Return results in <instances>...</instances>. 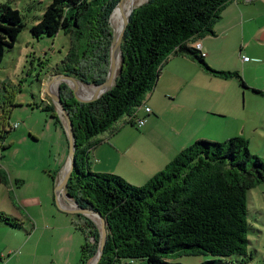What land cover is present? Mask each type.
<instances>
[{
	"label": "trees",
	"instance_id": "trees-1",
	"mask_svg": "<svg viewBox=\"0 0 264 264\" xmlns=\"http://www.w3.org/2000/svg\"><path fill=\"white\" fill-rule=\"evenodd\" d=\"M120 1L54 0L31 31L38 39L54 38L61 31L85 39L82 57L64 74L86 86H100L107 79L114 40L110 18ZM234 1L149 0L130 16L121 68L111 91L82 103L73 97V93L78 97L76 92L70 94L65 84L60 86L77 146L68 194L81 208L99 212L106 220L107 242L99 264H180L169 257L181 254L214 257L203 264H233L231 256L248 257V192L264 182V159L251 154L243 137L225 143L197 141L141 187L121 174L95 173L90 168V153L102 143L100 136L119 134L127 126L143 129L146 120L138 113L142 108L152 113L147 96L172 55L192 59L211 77L238 79L248 88L240 72L214 70L195 48L200 40L216 36L215 25ZM24 28L18 10L0 6V70L6 51ZM47 110L61 125L58 114ZM0 183H8L1 169ZM77 220L85 237L80 264H89L97 254L101 232L90 218ZM2 222L18 227L6 217Z\"/></svg>",
	"mask_w": 264,
	"mask_h": 264
},
{
	"label": "rangeland",
	"instance_id": "rangeland-1",
	"mask_svg": "<svg viewBox=\"0 0 264 264\" xmlns=\"http://www.w3.org/2000/svg\"><path fill=\"white\" fill-rule=\"evenodd\" d=\"M53 1L0 0V6L9 5L18 10L25 24L17 43L6 51L0 70V169L8 176L7 184L0 183V264H32L33 261L35 264H80L81 250L79 252L73 246L69 235L75 231L73 235L81 239L80 243H85V237L82 239L79 232L76 233L79 229L71 227L74 217L67 214L58 201L61 173L70 152L67 120L61 112V117L58 115L60 125L53 112L47 109L58 114L48 94V85L54 79L50 77L63 75L73 67L78 57H82L86 40L65 31L54 38L33 36L31 29L42 20ZM136 1L135 8L147 0ZM254 13L257 18L246 24L245 40L242 33L238 36L221 34L217 38L208 36L212 40L209 63L214 66L207 63L217 71L240 72L248 88H243L238 79L214 78L206 73L214 82L221 83L209 84L200 78L192 81L194 92H184L178 102L190 98L197 105L193 114H197L209 98L207 111L214 113L213 109L219 105V111L223 113L212 114V125L207 132L204 129L205 132L199 133L197 128L190 127V131L185 130L180 135L179 127H174L173 110L150 125L145 137L137 135L142 133L138 127L123 128L119 133L132 130L126 141L127 145L134 144L130 154L123 156L121 152L115 153L116 148H110L102 156L119 162L117 171L126 175L129 183L144 186L181 151L201 140L225 143L229 139L243 137L249 143L251 154L264 159V6L256 3ZM113 21L116 27L115 15ZM245 57L251 61L245 63ZM44 81H47L45 86ZM55 81L58 87L54 84L52 90L58 94L60 86L65 83L59 79ZM81 85L89 93H94L93 86L80 83L82 90ZM71 87L74 88L73 85ZM223 91L227 93L226 99ZM79 92L84 98L91 95ZM184 114L190 116L191 112ZM217 129H227L229 134H235L220 140L216 135ZM110 134L106 132L100 139L110 138ZM197 136L204 138L197 140ZM97 151L101 152L100 149ZM94 155L90 154V168L97 173L100 158ZM130 157L140 164L139 173L130 168ZM146 176L150 178L146 180ZM67 202L62 204L69 208L70 203ZM247 207L248 257L234 255L228 260L233 264H264V182L248 192ZM2 217L10 219L18 227L5 224ZM62 217H68L69 232L58 229L54 223L55 218L59 220ZM213 259L210 255L169 257L170 262L180 264H203Z\"/></svg>",
	"mask_w": 264,
	"mask_h": 264
},
{
	"label": "crops",
	"instance_id": "crops-1",
	"mask_svg": "<svg viewBox=\"0 0 264 264\" xmlns=\"http://www.w3.org/2000/svg\"><path fill=\"white\" fill-rule=\"evenodd\" d=\"M256 3L264 6V0H236L233 3H231L224 10L222 14V19L215 25L214 30L216 32V36H212V37L217 38L218 35H221V34L223 35L235 34V36L236 35L238 36L240 35V33H242L243 40H245L246 24L254 22L255 18H257L256 14L259 13L258 9L256 10V14L254 13ZM200 43L202 44V51L206 54L205 60L206 62L209 63V61L212 58V50H211L212 40L211 38L207 37ZM193 47H195V45H193ZM245 63H248V62H245ZM210 65L214 66V64L213 65L210 64ZM222 69L231 70V69H225L224 67H222ZM204 73L206 72H204L198 66V64L194 62L192 59L188 57L172 55L167 60V62L164 64L162 68V73L160 75V79L158 81V84L155 90L151 92L150 94H148L147 96L146 104H147V107H150V104L153 105L152 108L150 107L152 110V113L148 114L143 108L138 113L140 118L146 120V124L142 129V133H137V135L145 137L147 135V130L149 129V126L161 120V118L164 115L171 112L172 110L174 111L172 113V119L176 121V126L174 127H177V126L179 127L180 135L185 130L187 132L190 131L191 129L190 127L197 128V131L199 133H202L203 131L205 132L204 129H206V132H207V130L212 125L211 118H210L211 116H213L212 114H215V115L223 114L221 111H219V108H218L219 105L213 109L212 112L214 113L207 111L210 108V105H209L210 99L208 98L207 99L208 101L202 104V108L206 109V111L202 109L199 111V113L193 114V109L197 108V105H195V103L192 102L193 100L189 98L188 100L178 102V100H180L184 92L186 91L194 92L193 85H192L193 80L196 81L198 78H200L202 80H206L205 82L209 84H220L221 83V82H214L213 79L209 78ZM46 82L47 81H44L43 83L44 86ZM223 92L225 95L224 99H226L227 93L226 91H223ZM175 110L178 112H176ZM187 111L191 112L190 116L184 114ZM155 113L158 114V116H155L154 115ZM131 133H132V130H130L129 132L124 130L123 132L119 134L110 135L109 136L110 138L101 139L102 143L100 145H103L102 148H99L97 146L90 153V154L95 153L94 156H97L98 158H100V161L97 162L98 163L97 168L99 170L97 173L107 172V173L121 174L124 177L126 176L123 173H120L117 171L119 162H115L112 158L105 159L103 158L102 155H105V153H107V149L110 150V148H116L114 149L115 153L121 152L123 156L124 154L125 155L130 154V148L134 144H131V146L127 145L126 141H127V138L131 135ZM234 134L235 133L229 134L227 129H223V130L217 129L216 130V135L220 136L221 138L220 140L226 139L229 136H234ZM195 138L198 140L204 137L197 136ZM215 140L219 141L218 139H215ZM186 144L188 143L186 142ZM98 149H100L101 152H98L97 151ZM128 164L133 172H136V173L140 172L139 170L140 164L139 163L137 164V162L132 161L131 157L129 158ZM65 166L66 164L64 165L63 170ZM144 178L148 180V178L150 177L146 176ZM57 194H58V189H57ZM63 208L66 209L67 204L65 205V207L63 206ZM67 209H70V208H67ZM71 217H74V216H71ZM74 219L75 220L71 222L73 224V226L71 227H76L77 225V222H78V220L76 221L77 217H74ZM54 223L55 224L57 223L58 229L69 232L70 227H69L68 217L67 218L62 217L59 220L55 218ZM45 228L48 229L49 227H45ZM76 229L78 228L76 227ZM74 233L75 231H73L72 236L71 234L69 235V240L73 244V246L76 247L78 251L80 252L81 250L80 248L83 245V243H80L81 239L74 236L73 235ZM76 233H78V235L83 239L84 237L83 233H81L78 230H76ZM33 254H34V260H35L36 252H34ZM32 264H35V261H33Z\"/></svg>",
	"mask_w": 264,
	"mask_h": 264
},
{
	"label": "water",
	"instance_id": "water-1",
	"mask_svg": "<svg viewBox=\"0 0 264 264\" xmlns=\"http://www.w3.org/2000/svg\"><path fill=\"white\" fill-rule=\"evenodd\" d=\"M148 1L149 0H147L145 3H147ZM118 5H119V3H118ZM118 5H117V7H118ZM142 5L143 4L139 5L138 7H140ZM138 7H136L135 9H137ZM115 10H114V12H115ZM112 15H111V18H110V23H111ZM130 16H131V14H130ZM130 16L128 18H126L125 27L122 30L120 36L117 39H115L114 38V34H113V39L114 40H113L112 47H111V50H110L109 70H108L107 79H106L105 83H103L100 86H94L95 88H97V91L93 94V96L91 98L82 99V98H79V97L75 96L74 93H73V97L77 101L82 102V103H91L93 101H96V100L100 99L102 96H104L106 93H108L109 91H111L115 87L116 80H117V77L119 75V72L117 73L114 70L113 65H112V60H113V56H114V53L116 52V50L119 49L120 54H121V45H122L124 36L126 34L128 25L130 23ZM111 28H112V25H111ZM56 79L63 80V83H65L66 86L68 87L70 94L74 91V89L70 86L69 80L70 79L76 80V79L70 77L67 74H63V75L58 74L49 83V86H48V94L51 97L53 106L57 110L59 117H61V112H62L63 115L65 116L66 120H67L66 130H67V134L69 136V142H70V152H69V157H68V160H67V163H66L67 167H69V168H68L66 176H65V178L63 180V183H62V181H60V188L59 189H60L61 192H60V194L58 196L59 197L58 198L59 206L67 214H69L71 216H74V217L84 216V217L90 218L92 221H94L91 218L92 215H96L97 217H99V219L101 221V225H98L95 221L94 222L97 224V226L99 227L100 232H101L100 243H99L97 254L93 257V259L89 263V264H99V262L102 259V256H103V253H104V248H105V245H106V242H107V234L108 233H107V227H106V220L99 212H96V211H94L92 209L81 208L79 206V204L68 194V187H69V183H70V180H71V177H72V174H73V171H74V167H75V162H76V158L75 157H76V148H77V146H76V137H75V133H74V125H73V123L71 121V117H70L69 113L66 111V109H65V107L63 105L62 99L60 97V93L58 92V100H56L54 98V96L52 95V87L54 86V84L56 82L55 81ZM76 81H78V80H76ZM68 199L72 200L73 203H75V207H76L75 209H67V208L65 209V208H63V204L62 203L63 202H67Z\"/></svg>",
	"mask_w": 264,
	"mask_h": 264
},
{
	"label": "bare ground",
	"instance_id": "bare-ground-1",
	"mask_svg": "<svg viewBox=\"0 0 264 264\" xmlns=\"http://www.w3.org/2000/svg\"><path fill=\"white\" fill-rule=\"evenodd\" d=\"M136 2H137L136 0H121V1H120V3H119V5H118L117 9L115 10V12H114V14H113V16L115 15V17H116V21H115L116 27L114 28L113 25H112V28H113V34H114V38H115V39H117V38L120 36L122 30L124 29V27H125V22H126V18H128V17L130 16V14H132V12L134 11L135 6H136ZM113 16H112V18H113ZM113 23H114V21H113ZM111 24H112V19H111ZM112 65H113L114 70L118 73V71H119V69H120V65H121V54H120L119 49L116 50V52L114 53L113 60H112ZM54 78H55V77H54ZM57 82H59V81H57ZM60 82L63 83V80H60ZM62 83H61V84H62ZM69 83H70V86H71V85L74 86V88H73V89H74V92H76L77 95H78V97H79V98H82V99L91 98V97L93 96V94L97 91V88H95V87L93 86V88H94V93L91 94V93H89V90H88L87 88H85L84 86L81 85L82 88H83V90H82L81 87H80V83H81V82L79 83V82H77L76 80H73V79H70V80H69ZM48 86H49V85H48ZM56 86H57V83L55 84L54 87H56ZM57 87H58V86H57ZM79 91H81V93L86 94V96H88L89 94H91V95H90L89 97L84 98V97H82V96L80 95V92H79ZM52 93H53L54 98H55L56 100H58V94H57V93H54L53 90H52ZM68 168H69V167L64 168V171H63V173H62V178H61L62 183H63V180H64V178H65V176H66V173H67V171H68ZM60 192H61V191H60ZM68 202L70 203V205H69V208H70V209H75V208H76V207H75V203H73L72 200H69V199H68ZM91 218H92V219H93L98 225H101V221H100L99 217H97L96 215H92Z\"/></svg>",
	"mask_w": 264,
	"mask_h": 264
},
{
	"label": "built area",
	"instance_id": "built-area-1",
	"mask_svg": "<svg viewBox=\"0 0 264 264\" xmlns=\"http://www.w3.org/2000/svg\"><path fill=\"white\" fill-rule=\"evenodd\" d=\"M197 50H199L201 53H202V56H206V54L202 51V45L199 43V44H197L196 45V47H195ZM250 60H249V58H247V57H245L244 58V62H249ZM148 112L150 111V109H148L147 110ZM144 124V122L143 121H140L139 122V125L142 127V125Z\"/></svg>",
	"mask_w": 264,
	"mask_h": 264
},
{
	"label": "clouds",
	"instance_id": "clouds-1",
	"mask_svg": "<svg viewBox=\"0 0 264 264\" xmlns=\"http://www.w3.org/2000/svg\"><path fill=\"white\" fill-rule=\"evenodd\" d=\"M64 123V122H63ZM64 206V205H63Z\"/></svg>",
	"mask_w": 264,
	"mask_h": 264
}]
</instances>
